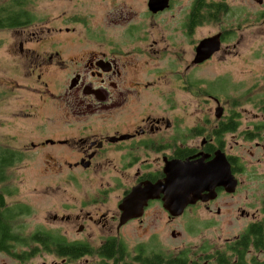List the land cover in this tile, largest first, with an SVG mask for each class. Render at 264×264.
<instances>
[{
    "label": "rangeland",
    "instance_id": "obj_1",
    "mask_svg": "<svg viewBox=\"0 0 264 264\" xmlns=\"http://www.w3.org/2000/svg\"><path fill=\"white\" fill-rule=\"evenodd\" d=\"M11 1L0 0V5ZM22 1L24 9L30 13L31 22L17 31L0 29V146L31 151L21 163L7 170L8 179L3 184V188L11 193L6 196L7 204L22 203L31 210L14 222L23 226L24 234L29 235L38 229L59 230L69 240H84L97 245L109 233H117L118 221L105 229L89 221L84 230L79 231L80 222L61 219L62 215L77 213L81 209L83 215L91 212L97 216L100 211L118 215V203L125 182L112 169V164H96L88 170L74 168L69 166V162L74 163L79 156L50 147H32V142L45 141L54 136L47 127L55 117L61 115L56 107L57 102L46 98L40 100L38 89H42L41 85L47 81L49 87L57 91L71 74L51 67L48 69L51 71L49 77L42 74L43 82L29 73L30 61L34 58L16 56L13 49L20 36H71L77 35L79 31L85 33V28L70 23L75 20L72 14L80 9L94 13L92 19L98 22L95 25L99 27L96 30L104 29L107 35H125L127 40L139 38V34L145 37L139 43L130 45L128 48L138 49L125 50L128 53L124 58L138 62L143 83L155 80L152 87L160 86L161 114H168L164 109V99L170 91L177 105V115H186L189 101V121H203L204 116H214L217 106L215 99L226 106L224 115H239L238 129L227 133L224 138L226 151L238 155L244 169L239 175L240 185L235 194L224 195L212 203L213 213L207 217L203 209H198L199 219L194 217L196 212L191 211L190 215L194 218L184 217L171 225L162 208L154 205L142 220L132 221L120 230V240L128 251L127 262H134L133 257L141 243L145 247L141 246L140 249L147 252L152 249H175L186 245L188 241L189 249L201 251L205 245L209 247V253L223 252L226 239L244 231L253 219L251 213H255L257 221L264 217V133L262 139H247L245 136L248 132L256 133L258 125L264 122V26L247 35L241 45L235 46V39H231L214 58L204 64L194 65L193 49L210 27H198L189 36L188 46L179 32H171L166 27L169 21L172 22L168 26H174V18H177L175 12L170 11L160 18L147 16L144 14L147 0H129L127 5L121 2L111 5L91 2L85 6L78 3L79 0ZM187 2L175 0L176 8ZM119 6L124 8L125 16L129 15L125 22L115 26L107 16ZM128 24L136 25L125 29ZM67 28L70 32L66 31ZM169 34L171 39L167 37ZM165 46L169 47L168 54L162 56L159 51ZM188 51L189 56L183 54ZM68 53L65 52L62 57L73 66L76 61L70 60ZM188 58L189 84L194 87L189 90V95L185 87V64ZM45 116L46 119L42 120ZM118 182L121 183L119 188ZM218 207L221 209L219 214L216 213ZM243 210L249 216L242 214ZM172 228L180 231L182 237L173 239L170 236ZM31 245L34 247L35 244L31 242ZM17 249L21 252L27 247ZM252 254L255 256L254 252ZM256 255L264 260V255ZM0 264H61V259L44 249L29 259L0 252ZM64 264H104V261L93 254L72 262L66 260Z\"/></svg>",
    "mask_w": 264,
    "mask_h": 264
},
{
    "label": "flooded vegetation",
    "instance_id": "obj_2",
    "mask_svg": "<svg viewBox=\"0 0 264 264\" xmlns=\"http://www.w3.org/2000/svg\"><path fill=\"white\" fill-rule=\"evenodd\" d=\"M91 2H100L106 5L121 2L122 5H127L129 0L78 1L82 6L91 4ZM148 4L149 0L146 2V9L144 7V14L150 17L160 18L170 11L175 12L177 18H174V26L170 28L168 25L172 21H169L166 27L171 32L173 30L175 33L179 32L188 46L189 36L198 27H210L207 34L199 39L195 45L193 49L194 57L197 45L205 38H216V41L219 42V49L203 62L193 63L192 61L194 65L204 64L214 58L220 52L222 46L231 39H235V46L241 45L247 35L264 26V0H188L184 6L179 8H176L175 0H169L168 7L157 12L150 10ZM123 10L124 8L121 6L116 7V10H113L107 16L109 22L115 26L125 22L124 20L127 19L129 14L125 16ZM72 16L75 20L70 23L85 28V33L79 31L77 35L71 36H20L13 47L16 56L34 58L30 61L29 73L43 82L42 74L45 73L49 77L51 71L48 69L51 67L71 74L57 91L51 89L47 81L43 86L41 85L42 89H38L37 94L40 100L46 98L55 103L57 102L56 107L61 115L55 117L47 127L54 136L46 138L45 141L32 142V147H50L65 154L79 156V159L74 163L69 162V166L74 168L82 167L88 170L96 164H112L110 165L112 169L117 171L125 182L121 200L135 186L143 187L146 183L165 182V167L168 164L173 165L172 162L178 160L193 161L201 158L209 161L215 156L217 150H221L226 154L238 184L234 192H227L224 187L217 186L215 198L199 199L194 203L187 204L179 215H173L165 206V194L160 192L156 198L148 199L140 217L130 219L124 224H120L121 210L119 204L121 200L118 203V215H108L101 211L97 213V216L91 214V212L83 215L81 209L77 213L72 212L61 216V219L67 222L73 220L80 222L79 231H83L89 221L101 225L103 229L109 227L114 221H118L117 233L115 235L109 233L97 245L89 244L88 241L84 240H69L61 231H52L63 235L69 242L88 244L93 248V254L98 256V251L110 238L120 240V230L124 225L135 220H142L146 212L154 205L162 208V211L166 214L168 224L184 217L188 219L189 216L193 217L190 215L191 211H195L194 217L199 219L198 209H203L206 217L213 213L212 203L224 195L235 194L240 185L239 175L244 170L241 166L240 157L227 152L225 148V136L227 133L235 132L225 130L226 121L229 119L228 116L224 115L226 106L224 107L219 99H215L216 108L218 106L223 107V113L220 117L216 115L215 108L214 116H204L203 121H189V101L186 105V115H177V105L172 93L169 91L165 96L166 99H164V109L168 111V114H161L160 86L152 87L156 82L155 80L143 83L140 78L142 74H140L138 62L124 58L128 53L125 50H133L134 47L132 49L128 47L139 43L142 41L140 39H145V37L139 34V38L127 40L125 35L124 37L122 35H107L104 29L96 30V28H99L98 25H95L98 22L92 19L95 14L90 11L80 9ZM30 22L31 19H28L22 25L11 29L17 31ZM131 25L135 26L136 24H128L125 29ZM59 31L61 32V30ZM66 31L70 32V29L67 28ZM167 37L172 38L170 34ZM47 48L51 50L48 51ZM137 49L138 47L134 48V50ZM168 49V46L161 47L159 53L162 56L166 55ZM65 52H69L70 60L76 61L75 65L71 66L64 60L62 56L65 55ZM183 54L189 56V51L187 54L185 52ZM185 67L187 70L185 87L189 95V90L194 88L191 83L189 84V58L188 61L186 60ZM16 68H18V65H16ZM45 119L46 116L42 117V120ZM260 125L262 126L257 127L255 133L257 136L254 138H263L264 122ZM245 136H248V134H245ZM197 139L200 140L197 141ZM16 150L24 155L31 152L22 149ZM120 185L121 183L118 182V188ZM202 194H207V192L204 191ZM220 212L221 209L218 207L216 213L219 214ZM242 214L249 216V213H245L244 210ZM251 217L253 219L243 232L233 238L226 239L223 252L209 253V247L205 245L202 246L201 251L189 249V241L186 245L175 249H152L148 252L142 249L141 252L144 253V256H149L152 251L160 252L163 255L160 264H166L168 260H174L175 263L172 264H219V258L224 262H222L223 264L261 262L264 260L259 259L256 254L264 255V247L256 245V235L252 230L254 231L253 225L264 222V217L258 221L255 213H251ZM54 218L57 219V216H54ZM153 235L156 236V234ZM170 236L177 239L181 238L182 234L172 228ZM32 243L35 244L34 247L31 243L26 244L24 247H27V249L24 250L43 249L41 244ZM141 246L145 247L143 243L139 247L141 248ZM84 256L87 255H82L77 260ZM58 257L61 259V264L66 263V260H70L66 257ZM72 261L73 259L70 260V262Z\"/></svg>",
    "mask_w": 264,
    "mask_h": 264
},
{
    "label": "trees",
    "instance_id": "obj_3",
    "mask_svg": "<svg viewBox=\"0 0 264 264\" xmlns=\"http://www.w3.org/2000/svg\"><path fill=\"white\" fill-rule=\"evenodd\" d=\"M28 11L24 9L22 0H12L9 3L0 5V29H11L22 25L29 19ZM239 115L233 113L226 121V131H236L240 125ZM263 125V124H262ZM262 125H258L259 127ZM258 127V128H259ZM257 136L253 132H248L246 138L252 139ZM25 155L11 147L0 146V252L12 254L20 259H29L39 252L38 248L30 251L18 252L17 247H24L31 242H37L42 245L45 251L51 252L56 256H62L71 259H77L82 255H92L93 248L84 242H69L63 235L52 230H37L29 235L22 231L23 226L16 225L15 220L23 214L30 213V208L22 203L7 204L6 196L11 193L3 188V184L8 179L7 170L18 163H21ZM253 233L256 235V245L264 247V222H258L253 225ZM140 247L133 257L134 262H127L128 254L126 245L117 238H110L108 242L98 251L104 264H160L163 255L160 252L152 251L149 256H144ZM241 260V258H240ZM239 260V261H240ZM219 258V264H223ZM175 263L174 260H168L166 264ZM227 264V263H225ZM241 264V263H240ZM244 264V263H243ZM253 264H264V261H255Z\"/></svg>",
    "mask_w": 264,
    "mask_h": 264
},
{
    "label": "water",
    "instance_id": "obj_4",
    "mask_svg": "<svg viewBox=\"0 0 264 264\" xmlns=\"http://www.w3.org/2000/svg\"><path fill=\"white\" fill-rule=\"evenodd\" d=\"M149 8L153 12L168 7L169 0H149ZM219 49L216 38H205L196 47L193 63H200L208 59ZM223 107L216 108V115L220 117ZM173 165L165 167V182L156 184L146 183L145 186H135L125 196L120 204V224L138 218L143 214L148 199L156 198L160 192L165 194V206L173 215L183 212L187 204L197 200H208L216 197V187L222 186L227 192H234L238 180L234 177L226 154L217 150L215 156L205 161L199 160L174 161ZM204 191L207 194H202Z\"/></svg>",
    "mask_w": 264,
    "mask_h": 264
}]
</instances>
